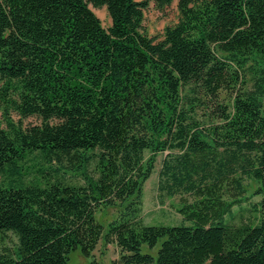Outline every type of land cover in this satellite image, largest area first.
<instances>
[{"label":"trees","instance_id":"1","mask_svg":"<svg viewBox=\"0 0 264 264\" xmlns=\"http://www.w3.org/2000/svg\"><path fill=\"white\" fill-rule=\"evenodd\" d=\"M176 1L148 35V0H0V232L17 237L0 264H264V0ZM159 153L178 224L142 215ZM244 177L255 222L234 224Z\"/></svg>","mask_w":264,"mask_h":264},{"label":"rangeland","instance_id":"2","mask_svg":"<svg viewBox=\"0 0 264 264\" xmlns=\"http://www.w3.org/2000/svg\"><path fill=\"white\" fill-rule=\"evenodd\" d=\"M177 1L174 0L171 5L167 6L164 10H158L152 0H148V6L144 10V21L143 27L148 35H159L162 33L166 25H171L176 22L178 17L177 12ZM94 13L99 17L103 26L107 27L110 24V18L105 7H93L90 6ZM224 97V94H221ZM226 100V99H223ZM14 120L18 117L12 113ZM37 120L33 117H28L22 120L24 124L33 123ZM0 126H4L0 115ZM165 153H159L156 156V161L154 163L153 171L150 177L145 181L142 193L141 210L144 221L148 224H178L182 221L181 214L178 212L180 202L183 197L176 194L174 196H168L158 190V171L161 165L162 158ZM243 184L246 187V195L251 198L248 201L242 203L245 206L243 211H239L238 206L234 205L232 211L234 216L230 219L231 223L239 224L242 222H255L254 212L248 210L250 202L257 201L260 195L252 194L257 187V183L248 177L243 178ZM116 209L114 207H108L96 213V218L106 224L112 218L115 217ZM228 217V216H226ZM17 243L16 235L11 231L0 232V252L5 250H12ZM158 246L153 249H148L146 245L142 246V251L150 252L155 255ZM93 256L103 261L104 263H109L111 260L118 256V248L113 243L105 244L100 240L93 250ZM90 257L83 255L79 249H75L69 253V264H88L90 262Z\"/></svg>","mask_w":264,"mask_h":264}]
</instances>
